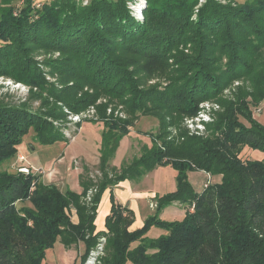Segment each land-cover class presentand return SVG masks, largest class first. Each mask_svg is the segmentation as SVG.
Returning <instances> with one entry per match:
<instances>
[{
    "label": "trees",
    "instance_id": "trees-1",
    "mask_svg": "<svg viewBox=\"0 0 264 264\" xmlns=\"http://www.w3.org/2000/svg\"><path fill=\"white\" fill-rule=\"evenodd\" d=\"M20 1L0 3V76L46 89L73 112L105 95L122 103L133 119L157 117L159 128L151 146L112 178L105 166L133 121L107 115V104L101 105L106 170L99 182L82 175V192L63 191L34 172L0 170V264H46L58 240L66 247L82 241L85 260L101 236H106L101 264H264V124L251 109L264 100V0H206L197 12L199 0H147L141 18L130 8L136 0H45L39 6ZM36 50L62 55L47 61L62 87L46 79ZM156 72L165 73L166 82L142 83L141 74ZM235 80L244 82L232 98L225 97ZM85 86L93 93L79 96ZM204 100L222 106L207 123L210 134L181 131V141L168 139L169 128L197 114ZM49 117L66 113L56 104L36 111L25 102L0 100V165L17 155L30 130L42 144L67 140ZM245 146L261 158L244 159ZM161 165L177 170V188L156 196L157 211L130 230L134 211L111 189L110 213L98 230L104 191ZM196 170L220 180L197 192L189 178ZM21 201L31 204L18 207ZM174 201L185 204L184 216L162 218L161 210ZM156 227L164 232L150 236Z\"/></svg>",
    "mask_w": 264,
    "mask_h": 264
},
{
    "label": "rangeland",
    "instance_id": "rangeland-1",
    "mask_svg": "<svg viewBox=\"0 0 264 264\" xmlns=\"http://www.w3.org/2000/svg\"><path fill=\"white\" fill-rule=\"evenodd\" d=\"M1 1L2 0H0V3ZM35 1L42 2L45 0ZM79 1L84 4L89 2V0ZM217 1L226 3L229 0ZM236 1L243 2L245 0ZM205 2L206 0L198 1L196 12ZM146 5L147 0L130 2V8L139 18L143 17V9ZM34 56L37 59L40 69L44 72L46 79L56 87H62L63 82L60 79L61 77L57 73H53L51 71V66L47 63V61L51 60L56 62L62 57V55L58 51L36 50ZM141 76L142 83L147 86L158 82H166L165 73L156 72L151 76L142 74ZM243 82L244 81L242 80H235L225 89L224 96L232 98L234 93L238 91L237 87ZM69 83L71 84L72 82ZM85 91L93 93L92 88L85 86L78 92V95L81 96ZM0 100L6 103L11 102L13 104H21L25 102L29 107L36 111L48 110L49 106L56 104L66 113V118L54 119L49 117V119L60 128L67 140H59L51 144H42L37 139L35 131L30 130V132L24 136L23 142L18 145L19 152L17 155L5 160L0 165V170H8L10 172H24L20 168L27 166L30 168L31 172L40 174V178L44 180V182L55 183L63 191L69 187L77 192H82V175H85L86 178H91L94 182H99L104 177V171L106 169L104 170L101 167V155L103 132L106 128L104 121L101 119L102 112L100 106L107 104V115H114L123 119L131 118L122 103L114 99L109 100V97L105 95H101L96 103L89 105L80 112H73L64 101L56 99L48 90L44 89L42 91L36 86L33 87L24 82L16 81L11 77L4 76H0ZM206 102L212 106L209 108L206 107ZM214 104H217L218 107H214ZM251 109L253 111V116L264 124V100L257 106H251ZM221 110L222 106L217 100L202 101L199 105V111L197 114L184 116L180 126H172L169 128L170 133L167 138L174 139L177 137V141H179V139L181 141L183 139L182 137H179V132L181 131L188 132V134L207 137L210 134L207 123L212 122L217 117V113ZM201 113H207V115H205L206 118H201ZM198 118H201V121H203V125L199 128L197 127V123L199 122ZM131 119L133 125L130 127V132L121 139L115 153L110 156L108 164L105 166V168H107L106 171L109 172V176L112 178L121 175L122 167L131 165L135 158L141 156L144 149L151 146V134L158 132L159 120L153 115L141 114L137 119ZM191 120L195 121L194 127L190 126ZM241 120L249 125L244 118H241ZM240 156L244 159L261 158L259 152H254L247 146L243 147ZM189 178L194 189L197 192H201L210 183L218 182L220 180V175L216 176L203 172V170H196L189 172ZM120 185L126 186L128 190L133 193L134 200H129L128 205H125L127 207L133 206L135 208V210H133L134 221L130 225V227L133 228V226H137L138 223L144 224L147 216L152 215L157 211V195H164L177 188V170L170 165H161L140 178L128 177L125 180L114 184L113 187L109 186L102 195V200L97 210L96 225L98 224L100 226L103 218L105 223V219L110 213L109 211V213L106 214L105 198H108L111 203L110 191L112 189L115 194V188ZM92 191L93 189H90L89 193ZM30 204V201H21L17 203V206L21 207ZM184 207L186 206L182 202L174 201L165 206L161 210L160 215L162 218L168 220L181 219L185 213ZM70 213L72 219L78 221L75 208L72 207ZM135 219H139V222L134 225V222L136 221ZM161 232H164V229L156 227L150 231L149 235L155 237ZM101 237L96 245L90 249L85 260H82V255L85 251V244L82 241L66 247L58 240L55 243V246L48 250L45 263L101 264V257L106 250V238L102 239ZM137 244L138 242H134L132 247ZM93 250H101V254L97 261V252L95 251L93 253L94 256L91 255Z\"/></svg>",
    "mask_w": 264,
    "mask_h": 264
},
{
    "label": "crops",
    "instance_id": "crops-1",
    "mask_svg": "<svg viewBox=\"0 0 264 264\" xmlns=\"http://www.w3.org/2000/svg\"><path fill=\"white\" fill-rule=\"evenodd\" d=\"M204 172V171H203ZM115 195H116V199H118V201L119 202H121L122 204H124V205H128V201L129 200H134V198H133V193H131L129 190H128V188L126 187V186H123V185H120V186H117V188H115ZM106 199V202H105V209H106V214L107 213H109V211H110V207H111V203L109 202V200H108V198H105ZM125 199V200H124ZM126 201V202H125ZM133 205V204H132ZM129 208H132L133 210H135V208L133 207V206H129ZM136 220V219H135ZM102 222V226L100 225H98L97 224V229L98 230H100V229H103L104 227H105V223H104V218H103V220L101 221ZM137 222H139V219H137L135 222H134V225H135V223H137ZM143 224H139L138 223V225L137 226H133V228L132 227H130V230H132V229H135V228H139V227H141ZM153 229H155V228H153ZM160 234V233H159ZM159 234H157V235H159ZM156 235V236H157Z\"/></svg>",
    "mask_w": 264,
    "mask_h": 264
},
{
    "label": "built area",
    "instance_id": "built-area-1",
    "mask_svg": "<svg viewBox=\"0 0 264 264\" xmlns=\"http://www.w3.org/2000/svg\"><path fill=\"white\" fill-rule=\"evenodd\" d=\"M23 1H24V0H21L20 2L22 3ZM36 3H37L38 6L40 5V4H39V1H37ZM206 103H207V102H206ZM206 105H207L206 107H208V108H209L210 106H212V105H210L209 103H207ZM214 107H218V105H217V104H214ZM200 115H201V118H206L205 115H207V113H205V114H204V113H201ZM201 118H198V120H199V122L197 123V124H198V126H197L198 128L201 127V125H203V121H201V120H202ZM190 123H191L190 126H191V127H194V125H195V121H194V120H191ZM20 169H21L22 171H24L25 173H29V172H31L30 168L27 167V166H23V167H21ZM101 238H102V239H105L106 237H105V236H102ZM95 251L97 252V257H96V261H97L99 255L101 254V250H95ZM95 251L93 250V251L91 252V255L94 256L93 253H94ZM102 253H103V252H102ZM94 260H95V259H94Z\"/></svg>",
    "mask_w": 264,
    "mask_h": 264
}]
</instances>
